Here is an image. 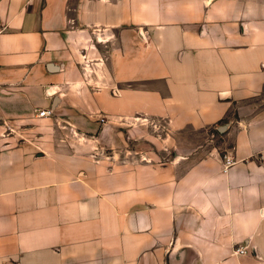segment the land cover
<instances>
[{
  "label": "crops",
  "instance_id": "crops-1",
  "mask_svg": "<svg viewBox=\"0 0 264 264\" xmlns=\"http://www.w3.org/2000/svg\"><path fill=\"white\" fill-rule=\"evenodd\" d=\"M0 264H264V0H0Z\"/></svg>",
  "mask_w": 264,
  "mask_h": 264
},
{
  "label": "built area",
  "instance_id": "built-area-1",
  "mask_svg": "<svg viewBox=\"0 0 264 264\" xmlns=\"http://www.w3.org/2000/svg\"><path fill=\"white\" fill-rule=\"evenodd\" d=\"M47 111L48 110L40 109L37 111V114L43 115ZM223 159H224L223 170H226L229 167V165H231V163L234 161V159L232 156H229V155H224ZM236 250L239 252H243L245 250V246H238V247H236Z\"/></svg>",
  "mask_w": 264,
  "mask_h": 264
},
{
  "label": "water",
  "instance_id": "water-1",
  "mask_svg": "<svg viewBox=\"0 0 264 264\" xmlns=\"http://www.w3.org/2000/svg\"><path fill=\"white\" fill-rule=\"evenodd\" d=\"M55 100H57V97H55ZM225 127H226V124L223 123V124H220L217 128H218L219 131H222L223 129H225Z\"/></svg>",
  "mask_w": 264,
  "mask_h": 264
},
{
  "label": "rangeland",
  "instance_id": "rangeland-1",
  "mask_svg": "<svg viewBox=\"0 0 264 264\" xmlns=\"http://www.w3.org/2000/svg\"><path fill=\"white\" fill-rule=\"evenodd\" d=\"M130 147H131V148H135L134 145H133L132 143L130 144Z\"/></svg>",
  "mask_w": 264,
  "mask_h": 264
}]
</instances>
